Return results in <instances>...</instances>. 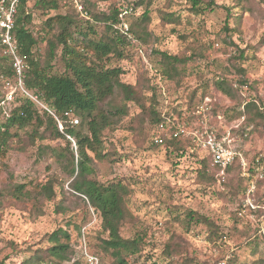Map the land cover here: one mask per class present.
<instances>
[{
	"label": "rangeland",
	"instance_id": "1",
	"mask_svg": "<svg viewBox=\"0 0 264 264\" xmlns=\"http://www.w3.org/2000/svg\"><path fill=\"white\" fill-rule=\"evenodd\" d=\"M72 1L60 2L54 12L34 9L33 32L43 28L48 16L66 14L73 21V31L85 29L87 21L95 25L96 35H89L97 39L104 32L103 24L90 19L82 11L83 4L94 14H108L118 4L134 7L126 18L129 27L139 23L145 11L150 18L146 24L150 36L146 41L132 38L122 47L123 58L109 56L106 60L107 66L122 69L120 80L133 87L136 99L125 100L121 91L115 90L108 100L124 108L126 114L112 129L103 132L101 152L105 157L98 159L89 153V176L101 181L123 179L128 183L130 192L125 203L128 215L121 234L129 238L139 232L147 240V247L134 264H151L156 257L165 263L161 253L165 245L175 247L180 256L191 260L189 264H258L260 260L264 264V118L245 123V139L238 133L233 134L244 161L239 165V178L246 186L240 191L241 184L236 178L239 170L226 174L221 169H212L219 179L209 185L198 174L200 165L194 157L185 155L179 159L165 147L155 145L154 126L146 112L153 98L163 106L175 103L182 106L188 100L186 94L192 91L198 98L215 100L213 121L217 122L227 119L226 109L240 110L248 98H256L264 108V0H202L211 5L201 13L194 12L191 0H91L90 4L86 0ZM167 14H173L175 19H167ZM240 50L244 52L243 57L239 55ZM156 51L191 55L192 59L185 65L182 86L166 83L161 77L160 56ZM53 64V72L63 70L58 56ZM218 77L240 86L234 97H226L215 89L214 81ZM5 79L14 89L16 79L13 76ZM5 79L0 77V99L7 90ZM239 80H246L247 85L240 84ZM18 90L16 99L20 96ZM15 101L11 108L17 104ZM74 119L80 121L76 116ZM243 121L241 116L234 125H242ZM29 133V127L18 130V136L13 138L4 157H0V189L23 182L34 187L54 176L57 194L52 201L42 200L43 212L36 219L29 216L30 203H16L7 196L1 199L0 260L6 258L7 264H23L36 248L47 247L49 234L62 227L71 235L69 262L78 259L83 264L81 243L88 251L99 252V219L94 214L91 216L83 200L68 188L70 177L56 156L65 142L44 131L43 126L40 137H30ZM250 180L254 182V189L247 201ZM58 206L60 210L56 209ZM189 209L210 218L219 227L222 236L215 244L207 238L208 229L204 225L192 223L186 230L175 221L176 213L182 218ZM77 225H83L80 233ZM98 254L101 264L111 263L109 256ZM174 258L179 264L181 259Z\"/></svg>",
	"mask_w": 264,
	"mask_h": 264
},
{
	"label": "trees",
	"instance_id": "2",
	"mask_svg": "<svg viewBox=\"0 0 264 264\" xmlns=\"http://www.w3.org/2000/svg\"><path fill=\"white\" fill-rule=\"evenodd\" d=\"M69 1L21 0L14 32L19 52L25 56L27 63L24 85L29 92L38 97L45 108L25 96H19L16 101L14 100L17 104L11 108L9 116L0 120V157H4L13 138L18 136V130L21 129L29 127L30 137L38 138L41 136L40 128L43 126L44 131L50 132L55 138L62 139L65 146L56 153V156L70 177L68 188L75 196L83 200L91 216L94 214L99 219L100 242L97 244L99 252L91 251V253L97 256L98 253L109 256L110 264H134L147 247V240L145 235L139 232L129 238H124L121 234L122 225L128 215L125 205L126 197L130 192L128 183L123 179L101 181L89 176L91 173L89 153L98 159L105 157V153L101 152L103 132L106 129H112L126 114L124 108L108 100L115 90H120L125 100L136 99L133 87L120 80L122 69L107 66L106 60L109 56L123 58L125 54L122 47L128 45L132 38L146 41V37L150 36L146 30V24L150 18L145 11L139 23L131 24L129 27L126 18L132 14L134 7L118 4L113 5L108 14H94L83 4L82 11L88 13L90 19L95 22L101 21L103 24L104 32L97 39L89 35H96L95 25L87 21L85 29L79 28L73 31L71 29L73 21L66 14L48 16L44 20L43 28L37 33L33 32L31 24L34 9L41 10L43 13L54 12L59 8L60 2ZM86 1L91 3V0ZM100 1L108 0H93V2ZM191 4L195 13H201L211 5L208 2L204 4L202 0H191ZM167 17L169 20L175 19L173 14H167ZM226 29L229 30L228 26ZM157 53L160 56L161 77L166 80V83L182 86L186 78L185 65L192 59L191 55L171 54L168 51ZM243 53L242 50L239 51L240 57H243ZM57 56L63 66L61 72L52 70L53 60ZM3 62L6 63V60L0 55V73L11 76L9 64H2ZM239 71L243 73L242 69ZM239 83L247 85L246 80H239ZM154 87L157 89L156 86ZM214 87L220 94L234 97L240 86L229 83L223 77H218L214 81ZM185 98L188 100L182 106L178 103L163 106L159 100L152 99L151 106L146 110L147 118L154 126L153 137L161 135L163 138L161 144L153 143L165 147L169 154L179 159L185 155L194 157L195 162L200 165L198 174L204 177L209 185H214L219 179L217 172L212 169H221L226 174L239 170L236 178L241 184L240 191H243L246 185L240 182L242 178H239L241 154L231 164L221 168L212 165L211 158L204 155L201 150L193 149L194 143L191 138L173 135L175 125L178 123L188 128L197 126V118L193 111L203 103L204 98L196 97L195 91L186 94ZM242 104L240 110L231 108L232 113L226 109L224 114L227 119L217 122L213 121V115L216 114L215 108H217L216 102L215 100L210 102L209 113L212 116L210 121L215 124L219 135L230 131L233 140L228 145L236 151L239 150L235 145L233 134L238 133L244 138L245 123L251 124L257 119L264 118V108L256 98H248ZM165 115L170 117V122L164 118ZM75 116L79 118V124L72 122ZM241 116L244 117L243 124L234 125V121ZM162 121H164V128L160 130L158 125ZM59 122L61 128L58 125ZM209 168L210 171H208ZM55 181L56 178L51 176L45 183H37L34 187L25 182L14 183L0 189V201L7 196L16 203H30L29 216L36 219L43 212L42 200L52 201L56 197ZM56 209L60 210L59 206ZM179 215L180 213L175 214V221L185 226L186 230L192 223L204 225L208 229L207 238L214 244L222 236L219 227L206 216L191 209L186 210L182 218ZM68 222H70L69 225L72 224L70 220ZM83 225H77L79 233ZM60 237L65 241L61 242ZM70 238L68 230L62 227L57 228L48 236L49 245L45 248H36L23 260V264H82L78 259L69 262L67 253L70 251ZM81 246L82 243L79 246L80 251H82ZM161 253L166 262L163 263V260L156 257L151 264H177L175 256L181 259L179 264H189L191 261L185 256H180L179 251L176 252L172 245H165ZM147 258L151 257L147 256ZM5 259L0 260V264H7ZM260 261L258 264H261Z\"/></svg>",
	"mask_w": 264,
	"mask_h": 264
},
{
	"label": "built area",
	"instance_id": "3",
	"mask_svg": "<svg viewBox=\"0 0 264 264\" xmlns=\"http://www.w3.org/2000/svg\"><path fill=\"white\" fill-rule=\"evenodd\" d=\"M20 3L21 0H0V55L5 58L7 64L10 66L12 71L11 77L13 76L16 79L15 88L13 89L9 81L5 79L7 76L0 73V77L5 79V88L7 89L0 99V120L9 116L11 111L10 105L16 99L15 92L17 88L19 89L20 96L28 97L30 100L45 108L38 97L29 92L24 85L27 63L25 61V56L19 52V46L14 32ZM75 5L79 8L76 2ZM124 29L126 32L127 27L125 26ZM210 102L211 100L209 98H204L203 103L197 106L193 111L197 118L196 127L188 128L178 123L175 125L173 135H182L191 138L194 143L193 149L198 148L204 155L209 156L212 165L224 168L231 164L237 156H240V153L228 145V143L233 140L230 131L228 130L226 133L219 135L215 124L210 121L212 118L209 113L211 109ZM50 113L52 112L50 111ZM164 118L168 122L171 121L169 116L165 115ZM72 122L77 123L78 120L74 119ZM59 127L61 128L60 122ZM158 127L160 130L163 129L164 121H162ZM153 142L161 144L163 142L162 136H154ZM240 162L244 164L241 158ZM247 176L249 175L247 174ZM249 184L250 187L247 190L248 195L246 197L247 201L249 200V193L253 192L254 189L253 180H250ZM81 249L83 264H101L100 257L89 252L84 243Z\"/></svg>",
	"mask_w": 264,
	"mask_h": 264
}]
</instances>
